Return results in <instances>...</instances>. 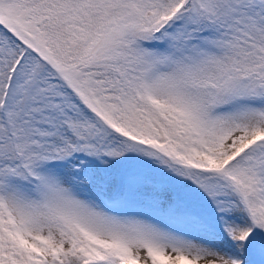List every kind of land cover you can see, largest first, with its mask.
I'll return each instance as SVG.
<instances>
[{
  "label": "snow or ice",
  "instance_id": "6c2138e0",
  "mask_svg": "<svg viewBox=\"0 0 264 264\" xmlns=\"http://www.w3.org/2000/svg\"><path fill=\"white\" fill-rule=\"evenodd\" d=\"M0 264H264V0H0Z\"/></svg>",
  "mask_w": 264,
  "mask_h": 264
}]
</instances>
